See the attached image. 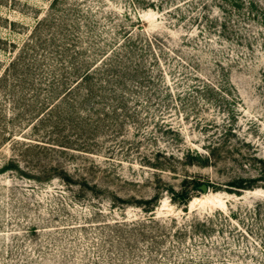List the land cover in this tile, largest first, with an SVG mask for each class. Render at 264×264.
<instances>
[{"label": "rangeland", "instance_id": "obj_1", "mask_svg": "<svg viewBox=\"0 0 264 264\" xmlns=\"http://www.w3.org/2000/svg\"><path fill=\"white\" fill-rule=\"evenodd\" d=\"M249 13L0 0V264H264V27Z\"/></svg>", "mask_w": 264, "mask_h": 264}, {"label": "trees", "instance_id": "obj_2", "mask_svg": "<svg viewBox=\"0 0 264 264\" xmlns=\"http://www.w3.org/2000/svg\"><path fill=\"white\" fill-rule=\"evenodd\" d=\"M232 1V5H234L235 7H239V6H241L242 5V3L244 2V4H248V7H249V14H251V15H256L257 16V18H259V20L261 21V25H262V27H264V3L262 4V2L260 1V0H231ZM263 2H264V0H262ZM258 13H260L261 14V18L258 16ZM221 25H223V27L224 26H226L225 25V22L224 21H222L221 22ZM226 38L227 39H230V38H234V36L233 35H231V34H227L226 35ZM150 40L148 41V43L151 41V38H149ZM236 40H237V38H236ZM238 41V40H237ZM88 74V71L86 72L85 71V74H83V76L80 78V80L82 79V78H84V76L85 75H87ZM78 82V81H77ZM69 120L68 118H63V116H61V122L63 121V120ZM70 122V121H69ZM69 122H66L65 123V125L67 126V127H73L72 125H74V124H72V122H71V124L69 123ZM65 126V127H66ZM70 129V128H69ZM73 129V131H76L75 130V127L74 128H72ZM60 131H63V128H60L59 129ZM74 132H72V133H69V134H72V135H74L73 134ZM71 135V136H72ZM75 135H76V140H79L80 141V143H81V145H89L90 143L88 142V140H85L84 138H82V136H80V135H78V133L76 134V132H75ZM68 135H66V134H61V138H63V139H65V141H63V142H67L68 141V137H67ZM81 139V140H80ZM55 143H57V142H55ZM59 144H61V145H65V144H62V143H59ZM66 146H68V145H66ZM88 147V146H87ZM83 168H87V167H83ZM61 172H63L64 174H63V176H62V174H60L59 176H61L63 179H66V180H68V181H73V183L74 184H76V183H81V184H85V183H87L88 181L86 180V177L84 176V177H82V180H81V182L80 181H74L73 179H75V178H71V176L66 172V170H62ZM79 175H83V174H79ZM193 179V178H192ZM200 182H197V181H195V180H193V185L194 186H196V187H200ZM180 194L182 195V197L184 198V199H186L187 198V192H185V190H182L181 192H180Z\"/></svg>", "mask_w": 264, "mask_h": 264}, {"label": "water", "instance_id": "obj_3", "mask_svg": "<svg viewBox=\"0 0 264 264\" xmlns=\"http://www.w3.org/2000/svg\"><path fill=\"white\" fill-rule=\"evenodd\" d=\"M201 188H202L203 190H205V189H206V185H205L204 183H202V184H201Z\"/></svg>", "mask_w": 264, "mask_h": 264}]
</instances>
